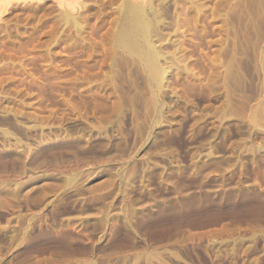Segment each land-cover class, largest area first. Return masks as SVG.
Listing matches in <instances>:
<instances>
[{"label": "rangeland", "instance_id": "rangeland-1", "mask_svg": "<svg viewBox=\"0 0 264 264\" xmlns=\"http://www.w3.org/2000/svg\"><path fill=\"white\" fill-rule=\"evenodd\" d=\"M56 1L0 0V264H264V0H142L156 71Z\"/></svg>", "mask_w": 264, "mask_h": 264}, {"label": "bare ground", "instance_id": "bare-ground-1", "mask_svg": "<svg viewBox=\"0 0 264 264\" xmlns=\"http://www.w3.org/2000/svg\"><path fill=\"white\" fill-rule=\"evenodd\" d=\"M75 1H78V0H57L56 3L58 2L57 4L60 7V9L63 6L67 8V9L63 8V9H65L64 11L66 14V18L64 17L65 22L69 23L71 26L74 25L75 28H77V27H82V26H80L81 24H80V20L78 18L79 16L75 15L76 13L73 12L74 9L76 8L75 3H78ZM150 3L151 2L145 3L142 0H120V3L117 5V10H118L117 13L119 14L120 18L118 19L119 21L116 22L117 24L115 23L116 24L115 32L113 34L114 38H112V39H114V45L113 46H115L116 48L117 47L123 48V49L125 48L129 52L138 54L144 60H146L147 66L151 69L150 71H156V69H157L156 68V61H157V59L159 57V53L161 51L158 52L159 49L156 51L154 48V45L151 42V36H152V32L154 30L153 27H155L154 26L155 23L153 21V18L151 16H149L150 15L149 11L152 10L151 9L152 6ZM87 9H89V7ZM86 16H87V14H86ZM112 17H111V19H112ZM103 20H105V19H103ZM106 21L107 20H105L103 22L105 23ZM108 21H107V23H108ZM91 23H93V22H91ZM88 24H90V23H88ZM115 24L113 21V25H115ZM105 25H106V23H105ZM105 25L102 26L101 24L98 25V23L97 24L93 23L91 26H89V29L87 30V32L84 31L86 34L83 35L82 42L80 41L81 43L75 44L72 47V50L70 52L65 53V56L68 59L66 62V66L71 65L70 67L75 68L74 70L79 69L80 72H84V73L88 72L89 70H94V72H95L96 69L98 70V69L102 68L101 66L103 65L104 61L107 60V58L109 59L111 54L113 56V47L112 46H111L112 50H110L112 53H110V51H109L110 47L108 49L103 47V44L105 43V41L102 42V40H105L103 38V36H105V34L108 32H109V34H111L110 31L103 32V33L101 32L107 26V25L106 26ZM109 27H111V26H109ZM154 34H155V32H154ZM106 37H108V35ZM109 43H111V42H109ZM109 45H107V46H109ZM104 46H106V44H104ZM61 55H63V53ZM90 61H92V62H90ZM53 63H54V61H53ZM57 65H61V64L59 63ZM56 67H58V66H56ZM98 71H100V70H98ZM161 71H159V73H163ZM70 72H72V70ZM75 73H77V72H75ZM96 73L98 74V72H96ZM77 75H80V74H77ZM76 79H77V77H76Z\"/></svg>", "mask_w": 264, "mask_h": 264}]
</instances>
